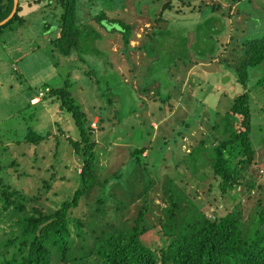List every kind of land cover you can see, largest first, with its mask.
<instances>
[{"label":"rangeland","instance_id":"1","mask_svg":"<svg viewBox=\"0 0 264 264\" xmlns=\"http://www.w3.org/2000/svg\"><path fill=\"white\" fill-rule=\"evenodd\" d=\"M44 1L30 7L20 0L23 12H29L25 23L12 25L0 35L1 175L24 194H39L38 205L45 211L76 189L81 164L68 143L67 136L75 138L78 133L70 114L60 110L48 95L36 98L37 104L35 99L30 101L33 105L28 103V96H37L45 85L61 87L68 79L71 95L93 129L97 178L103 180L118 171H122V181L127 178L125 189L113 191L118 198L129 202L150 180L156 191L167 175L174 187L186 194L184 205L188 208L196 210L198 206L207 216L231 208L235 201L231 194L220 197L208 162L213 138L224 134V115L233 98L244 90L236 81L237 41L264 35V0H172L175 7L185 3L183 12L175 17L174 12L165 10L162 19L159 7L166 0H137L141 1L139 12L137 3L128 0L118 16L132 25L129 47H123L120 33L106 32L95 24L100 40L85 44V60L76 54L53 59L48 41L53 29L47 31L44 25L54 19L51 13L38 11ZM149 5L152 11L158 8L154 13L160 21L153 42L157 55L150 60L139 49L153 15ZM32 9L36 11L31 13ZM248 74L249 138L254 151L248 171L264 183L260 173L264 170V87L257 84L264 75V59L248 68ZM139 83L147 87V95L138 91ZM155 93L168 98L167 102L154 101ZM28 128L49 136L30 145L22 140ZM134 145L147 147L136 168L129 160ZM12 160L15 166L7 165ZM43 180L49 182V188ZM154 202L164 205L159 196H154ZM139 203L128 205L129 212L136 211ZM83 204L77 212L81 216L86 212ZM158 214L157 209L149 213L150 224L157 225ZM9 224L8 220L0 223V233L8 232ZM70 229L73 246L83 244L89 249L90 235L83 234L80 240L72 223ZM156 229L143 236L147 243L158 241Z\"/></svg>","mask_w":264,"mask_h":264},{"label":"trees","instance_id":"2","mask_svg":"<svg viewBox=\"0 0 264 264\" xmlns=\"http://www.w3.org/2000/svg\"><path fill=\"white\" fill-rule=\"evenodd\" d=\"M41 1L25 0L30 7ZM133 2L137 3L135 10L139 12L141 1ZM126 3L128 0H45L38 11L51 13L54 19V22L44 25L47 31L53 29L52 37L48 39L53 59L56 60L58 55L67 57L76 54L79 59L85 60L83 54L88 52L85 44L100 40L95 24L106 32L120 33L123 47H129L132 25L118 16L119 10H125ZM182 6H186L185 3L175 7L172 0H166L159 7V19H162L165 10L174 12L172 15L177 17L183 12ZM149 8L152 6L149 5ZM157 9L149 10L153 12H149L153 14L151 24L139 46L148 60L158 51L153 43L160 22L154 13ZM13 10V15L0 25V35L12 25L25 23V13L29 12L26 8L23 12L20 0L16 7L14 0H0V22ZM33 11L36 10L30 12ZM237 44L240 50L237 49L234 58L237 61L236 81L244 90L233 98L231 107L225 113L224 134L219 139L213 138V151L208 162L217 180L220 197L231 194V199L235 201L231 208L213 216H207L196 204V210L188 208L184 205L186 194L179 192L172 177L167 175L156 191L150 180L142 191H135L129 202L125 203L122 196L118 198L113 191L125 189L123 185L127 186V178L122 181V171L103 180L97 178L98 156L96 142L92 138L93 129L85 112L71 95V82L67 79L61 87L45 85L41 91L42 97H52L58 102L60 110L70 114L77 129L75 138L67 136L81 164L76 175L77 187L70 195L58 200L52 210L45 211L38 205L40 195L30 197L24 194L1 175L0 164V223L10 222V230L0 233V236H5L0 238V264H264V183L248 171L254 162V151L249 138L251 113L249 90L246 88L248 68L264 59V35L261 38L239 39ZM262 77L257 84L264 87V75ZM138 91L143 95L148 93L147 87H140V83ZM157 94L151 97L154 101L167 102L168 98L158 97ZM34 97L28 96L30 105H33L30 100ZM149 127L153 128L151 123ZM48 136V132L39 133L28 128L22 140L38 145ZM203 141L200 140L201 143ZM145 150L146 146L135 145L130 149L129 160L134 168L142 163ZM7 165L15 166V162L12 160ZM43 184L46 188L50 187L46 180ZM154 196H159L164 205L154 202ZM136 201L140 202L136 211L129 212L128 205H134ZM82 202L86 212L81 216L77 212ZM155 209L159 213L155 218L157 225L150 224L147 218ZM71 223L80 240H83V234L90 235L92 243L89 249L83 244L73 246ZM156 227L158 241L149 244L143 236Z\"/></svg>","mask_w":264,"mask_h":264},{"label":"water","instance_id":"3","mask_svg":"<svg viewBox=\"0 0 264 264\" xmlns=\"http://www.w3.org/2000/svg\"><path fill=\"white\" fill-rule=\"evenodd\" d=\"M17 1L18 0H14V7H16V5H17ZM13 13H14V10L11 12V14L8 16V17H6L5 19H3L1 22H0V25L1 24H3V23H5L12 15H13Z\"/></svg>","mask_w":264,"mask_h":264},{"label":"built area","instance_id":"4","mask_svg":"<svg viewBox=\"0 0 264 264\" xmlns=\"http://www.w3.org/2000/svg\"><path fill=\"white\" fill-rule=\"evenodd\" d=\"M42 94H43V91L38 92V96H42ZM31 102H33V100H31ZM260 173H261L262 177L264 178V170H261Z\"/></svg>","mask_w":264,"mask_h":264},{"label":"clouds","instance_id":"5","mask_svg":"<svg viewBox=\"0 0 264 264\" xmlns=\"http://www.w3.org/2000/svg\"><path fill=\"white\" fill-rule=\"evenodd\" d=\"M36 98H39V96L37 95L36 97L32 98L31 100L36 99ZM31 100H30V101H31ZM263 179H264V178H263Z\"/></svg>","mask_w":264,"mask_h":264},{"label":"bare ground","instance_id":"6","mask_svg":"<svg viewBox=\"0 0 264 264\" xmlns=\"http://www.w3.org/2000/svg\"><path fill=\"white\" fill-rule=\"evenodd\" d=\"M37 100H38V99H37ZM37 100H36V101H37ZM36 101H35V102H36Z\"/></svg>","mask_w":264,"mask_h":264}]
</instances>
